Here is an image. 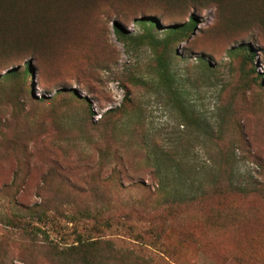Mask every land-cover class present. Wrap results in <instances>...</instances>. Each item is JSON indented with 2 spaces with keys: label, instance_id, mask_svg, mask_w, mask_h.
Segmentation results:
<instances>
[{
  "label": "rangeland",
  "instance_id": "374dc122",
  "mask_svg": "<svg viewBox=\"0 0 264 264\" xmlns=\"http://www.w3.org/2000/svg\"><path fill=\"white\" fill-rule=\"evenodd\" d=\"M13 3L0 264H264V0Z\"/></svg>",
  "mask_w": 264,
  "mask_h": 264
},
{
  "label": "trees",
  "instance_id": "16d2710c",
  "mask_svg": "<svg viewBox=\"0 0 264 264\" xmlns=\"http://www.w3.org/2000/svg\"><path fill=\"white\" fill-rule=\"evenodd\" d=\"M13 1H15V0H0V7L3 6V5L13 6L14 5ZM191 21H192V24L195 25V21H194V17L193 16H191ZM149 23L152 24V22H149ZM115 31L118 34H120V32H121L120 28H118V26H116V25H115ZM26 74H30L31 76L33 75L32 71L30 69V65H29L28 62L26 63ZM176 196L177 195H174V196H172L170 198L171 199V201H170L171 203H174V202L182 203V202L193 200V199L199 197V196H196V195L187 197L184 194L179 195L178 197H176ZM27 211H28L27 213L30 216V219L33 218V219H36L39 222L49 220V216L47 215L46 209L44 208V205H42V204H37L34 208H28ZM27 226H31V223H28ZM25 231L28 234H35V233L32 232L31 228H27V229L25 228ZM80 244H82L81 241H80Z\"/></svg>",
  "mask_w": 264,
  "mask_h": 264
}]
</instances>
